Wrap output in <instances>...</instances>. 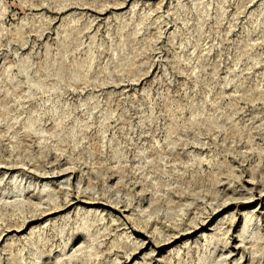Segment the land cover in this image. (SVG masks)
Listing matches in <instances>:
<instances>
[{
    "label": "rangeland",
    "instance_id": "obj_1",
    "mask_svg": "<svg viewBox=\"0 0 264 264\" xmlns=\"http://www.w3.org/2000/svg\"><path fill=\"white\" fill-rule=\"evenodd\" d=\"M0 264H264V0H0Z\"/></svg>",
    "mask_w": 264,
    "mask_h": 264
}]
</instances>
